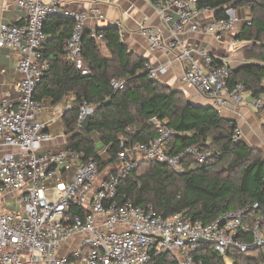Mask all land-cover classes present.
Returning a JSON list of instances; mask_svg holds the SVG:
<instances>
[{"label":"built area","instance_id":"obj_1","mask_svg":"<svg viewBox=\"0 0 264 264\" xmlns=\"http://www.w3.org/2000/svg\"><path fill=\"white\" fill-rule=\"evenodd\" d=\"M12 1L24 15L17 22L0 24V46L19 53L20 74L16 100L8 95L0 97V146L14 149L0 157V196L17 195L20 208L0 211V264H151L161 253H168L178 264H202L195 253L205 244H212L223 257L264 246V216L256 214V202L223 212L205 224L191 220L184 212L164 217L152 207L117 201L120 182L142 159L181 173L186 158L202 163L210 155L194 146L170 153L167 144L174 132L165 119L151 117L148 121L157 131L155 139L122 148L116 162L102 171L95 158L83 161V153L68 149L66 144L49 147L52 136L48 122L38 118L45 107L33 97L49 68L39 53L45 39L44 21L52 15L73 19V31L63 43L65 59L86 75L88 70L80 57L81 39L88 20L100 21L104 16L92 1L85 7L79 0ZM200 1L205 0H151L171 38L164 39L161 29L145 22L137 25V32L147 40L150 50L175 52L183 61L184 82L209 98L218 112L233 103L256 112L263 110L264 114V94L253 97L241 84L228 85L229 53L215 57L179 39L193 32L220 38L237 24L235 7L227 4L223 16L207 20L204 14L214 9ZM91 30L93 39L102 38ZM214 60L218 62L215 65ZM144 68L148 78L155 80L166 70L148 62ZM111 85L120 90L124 84L113 80ZM92 112L93 106L83 101L79 127ZM240 135L236 128L232 140L239 141ZM100 150L97 155L105 161V149Z\"/></svg>","mask_w":264,"mask_h":264},{"label":"trees","instance_id":"obj_2","mask_svg":"<svg viewBox=\"0 0 264 264\" xmlns=\"http://www.w3.org/2000/svg\"><path fill=\"white\" fill-rule=\"evenodd\" d=\"M200 4L213 8L215 17L223 16L227 4L249 8L250 23L235 36L242 60L229 54L228 85L241 84L253 97L264 94V0H205ZM73 28L71 18L52 15L45 19L39 53L49 68L33 95L37 101L49 97L53 104L70 106L62 114L68 149L83 153V161L95 158L102 171L116 162L122 148L155 139L157 131L148 121L155 116L165 119L174 132L167 144L170 153L189 146L210 153L202 163L186 158L181 173L157 161H146L145 168L135 167L119 184V203L152 207L164 217L184 212L205 224L223 212L255 202L256 214L264 216V152L232 140L235 122L223 118L214 107L192 104L183 92L148 78L146 60L129 51L116 26L94 28L102 34L100 40L91 37L92 30L83 33L80 57L88 73L82 74L65 59L63 49ZM113 80L123 81V88L114 90ZM83 101L93 106L87 128L78 125ZM257 112L264 116L263 110ZM261 131L264 136V119ZM99 149H105V161L97 155ZM195 258L202 264H264V246L223 257L209 243ZM151 264L178 263L168 253H161Z\"/></svg>","mask_w":264,"mask_h":264},{"label":"crops","instance_id":"obj_3","mask_svg":"<svg viewBox=\"0 0 264 264\" xmlns=\"http://www.w3.org/2000/svg\"><path fill=\"white\" fill-rule=\"evenodd\" d=\"M85 7L92 1L104 16L103 20L89 19L87 30L96 27L116 26L121 34V38L129 51L143 58L152 66H165L166 70L159 73L157 80L166 86L177 89L184 93L186 99L195 105L212 106L211 100L199 93L195 88L188 86L184 80L183 61L176 56L173 51L150 50L147 40L137 32V25L145 22L148 25L161 29L162 37L170 39L169 28L165 27L154 10L151 0H79ZM238 22L224 32L220 38L202 32L187 33L179 39L190 46L204 49L215 57L223 53H229L234 59L242 60V52L238 50V42L235 40L237 32L242 28L246 20H250L251 12L247 7L235 8ZM24 12L17 7L12 0H0V24L17 22L22 19ZM205 19L214 17V11L204 14ZM204 17H201L204 19ZM117 23V24H116ZM197 60L204 65L202 58ZM19 53L9 47L0 46V97L8 95L12 101L17 97V85L20 79L17 67ZM72 97L69 94V99ZM249 98V96H248ZM45 110L39 119L48 122V132L52 140L49 147L55 149L65 145L62 114L68 105L53 104L49 97L42 99ZM213 107V106H212ZM223 118L236 123L241 135L240 140L252 148L264 150V136L261 131V123L264 116L248 106H236L233 103L219 111ZM14 149L0 146V157L13 153ZM17 195L0 196V211L9 212L20 208L16 204Z\"/></svg>","mask_w":264,"mask_h":264},{"label":"water","instance_id":"obj_4","mask_svg":"<svg viewBox=\"0 0 264 264\" xmlns=\"http://www.w3.org/2000/svg\"><path fill=\"white\" fill-rule=\"evenodd\" d=\"M90 117H91V115H89V114L86 115V117L84 118V120L80 123V127L87 128L88 125H89ZM200 242L206 243V240L200 239Z\"/></svg>","mask_w":264,"mask_h":264},{"label":"rangeland","instance_id":"obj_5","mask_svg":"<svg viewBox=\"0 0 264 264\" xmlns=\"http://www.w3.org/2000/svg\"><path fill=\"white\" fill-rule=\"evenodd\" d=\"M93 136H95V135H93ZM210 150L212 151V149H210ZM262 150H263V149H262ZM100 151H102V149H101ZM263 152H264V150H263ZM135 157H136V156H135ZM140 165H143V168H145V167H146V165H147V162H146V160L142 159V161H141ZM140 171H143V170L141 169ZM227 262H229V263H230V260H227Z\"/></svg>","mask_w":264,"mask_h":264}]
</instances>
